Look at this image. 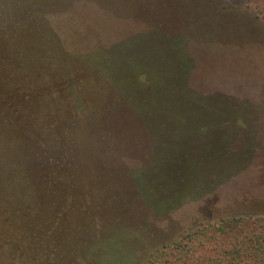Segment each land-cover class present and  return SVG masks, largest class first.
<instances>
[{
	"label": "rangeland",
	"instance_id": "1",
	"mask_svg": "<svg viewBox=\"0 0 264 264\" xmlns=\"http://www.w3.org/2000/svg\"><path fill=\"white\" fill-rule=\"evenodd\" d=\"M58 1L37 49L66 72L48 107L70 104L76 131L52 163L72 196L50 264H147L200 224L264 215V23L248 0Z\"/></svg>",
	"mask_w": 264,
	"mask_h": 264
},
{
	"label": "trees",
	"instance_id": "2",
	"mask_svg": "<svg viewBox=\"0 0 264 264\" xmlns=\"http://www.w3.org/2000/svg\"><path fill=\"white\" fill-rule=\"evenodd\" d=\"M42 1L0 0V264L52 263L46 240L52 225L63 226L72 196V185L52 172L53 161L63 162L73 150L70 104L48 107V98L58 103L52 87L63 83L66 72L52 70V55L41 57L44 50L37 49L39 17L67 5L45 0L49 7H41ZM248 2L264 23V0ZM86 89L95 108L100 91ZM39 212L43 216L33 219ZM147 264H264V215L200 224L158 249Z\"/></svg>",
	"mask_w": 264,
	"mask_h": 264
}]
</instances>
